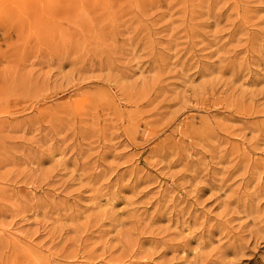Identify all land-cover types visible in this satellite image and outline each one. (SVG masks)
<instances>
[{"label":"rangeland","instance_id":"374dc122","mask_svg":"<svg viewBox=\"0 0 264 264\" xmlns=\"http://www.w3.org/2000/svg\"><path fill=\"white\" fill-rule=\"evenodd\" d=\"M0 264H264V0L2 5Z\"/></svg>","mask_w":264,"mask_h":264},{"label":"bare ground","instance_id":"6f19581e","mask_svg":"<svg viewBox=\"0 0 264 264\" xmlns=\"http://www.w3.org/2000/svg\"><path fill=\"white\" fill-rule=\"evenodd\" d=\"M24 0H0V7L2 6V5H4V4H6V5H8L9 4V2H11V4L12 5H14V6H17V8H19V6H21V4H22V2H23ZM53 2L55 1V0H52ZM26 5H24V9H26ZM43 7V6H42ZM22 9H23V7H21ZM43 10V9H42Z\"/></svg>","mask_w":264,"mask_h":264}]
</instances>
